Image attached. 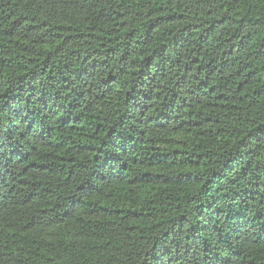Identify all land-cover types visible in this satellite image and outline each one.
I'll return each instance as SVG.
<instances>
[{
    "label": "trees",
    "instance_id": "16d2710c",
    "mask_svg": "<svg viewBox=\"0 0 264 264\" xmlns=\"http://www.w3.org/2000/svg\"><path fill=\"white\" fill-rule=\"evenodd\" d=\"M0 264H264V0H0Z\"/></svg>",
    "mask_w": 264,
    "mask_h": 264
}]
</instances>
